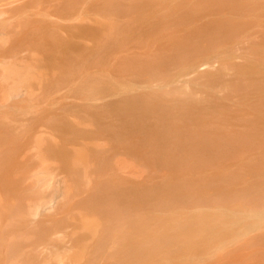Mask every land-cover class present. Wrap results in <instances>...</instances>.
Returning a JSON list of instances; mask_svg holds the SVG:
<instances>
[{
	"label": "bare ground",
	"instance_id": "obj_1",
	"mask_svg": "<svg viewBox=\"0 0 264 264\" xmlns=\"http://www.w3.org/2000/svg\"><path fill=\"white\" fill-rule=\"evenodd\" d=\"M87 1L0 0V143L21 138L19 130L25 125V115H34L37 107V99L25 98L23 88L35 83L29 87L33 90H29L28 96L36 98L38 83L43 78L50 79L54 85L58 82L56 79L58 83L67 82L73 94L80 89L77 93L83 91V95H89L84 93V86L97 79L103 101L97 107L100 111L92 121L79 118L77 122L76 118L73 124L79 130L70 134L78 137L84 133L81 127H94L95 132L106 134L110 141L129 143L131 146L124 147L125 150H146L145 156L152 159V166L159 173L181 168L176 163L183 162L185 157H229V143H264V0H97L88 4ZM89 6H96L100 15L96 12L94 17L106 22L104 25L98 19L102 29L100 24L98 29L94 28L98 22L93 21L94 17L85 18L88 8L89 12L96 9ZM42 16L43 19L37 18ZM83 19L93 21V26L87 29L96 31L95 39L90 35L86 39L80 29L78 32L73 29L76 34L69 30L74 21ZM83 23L87 27L90 22ZM57 31L59 35L55 34ZM88 42L94 45L89 46ZM89 66L95 68L91 71H99L94 74L96 79L85 75ZM90 102L93 106L97 101ZM32 120L36 119H29ZM96 136L94 133L92 138L98 139ZM31 140L38 144L44 142L39 136ZM94 143L90 150L77 151L79 160L75 165L83 166L82 175L73 177L76 181L72 185L55 180L48 168L39 169L35 174L39 192L51 190L59 211L73 201L76 183L84 180L89 183L93 176L99 175L104 182L89 202L98 203L105 196H111L114 184L104 172L109 161L103 156L101 145ZM179 150H182L180 155ZM90 158L96 166L90 165ZM125 168L124 165L116 170L121 172ZM221 175L217 174L209 183L199 180L200 190L207 185L212 189H229L228 174ZM181 187L184 194L177 193L170 200L148 204L152 211L161 210L165 215L156 216L158 212L140 215L134 212V205L122 203L106 209L108 220L103 230L96 221H84L81 230L87 235L83 236V248L88 247L85 243L88 236L99 235L91 252L99 258L116 256L115 264H124L128 254L123 247L125 241L130 246L136 233L149 232L151 238L158 236L157 228H150L153 225L149 219L165 224L174 220L178 205L197 202L192 187ZM249 194L248 190L239 195L243 199ZM241 198H228L215 206L197 202V209L225 218L228 226L234 218V226L241 220V214L229 213V207L239 210L234 202ZM45 201L41 200L30 215L36 217L48 208ZM46 217L48 224L58 223L55 215ZM229 217L232 218L229 220ZM258 227L255 225L252 229ZM161 232L163 235L164 230ZM193 233L196 239H204L197 225ZM129 250L133 251L130 247Z\"/></svg>",
	"mask_w": 264,
	"mask_h": 264
},
{
	"label": "rangeland",
	"instance_id": "obj_2",
	"mask_svg": "<svg viewBox=\"0 0 264 264\" xmlns=\"http://www.w3.org/2000/svg\"><path fill=\"white\" fill-rule=\"evenodd\" d=\"M89 1L94 3L99 0ZM100 3L102 4L101 1ZM92 8L96 9L93 11L90 9L91 12H89L88 8L85 18L94 19V16H97L95 15L96 12L98 13L97 7ZM101 15L103 16V13ZM37 18L43 19V16ZM84 19L74 21L71 29H68L74 31L75 34L76 31L78 32L77 29H80L83 32L80 30L79 32L94 38L95 30L87 28L93 26V21L99 19L102 23L103 20L97 19V17L92 22L89 19ZM106 19H109L108 16ZM99 20L96 22L97 26L94 22V28L98 29V24H100L102 29V24H106V22L101 24ZM83 21L87 24L90 22L89 26L85 27ZM86 29L87 31H85ZM58 32L55 34L59 35ZM87 37L86 39H89ZM55 41L53 40V42ZM90 41L92 40L90 39ZM91 45L94 44L90 43L89 46ZM60 63L56 65H60ZM94 67L89 66L85 74L92 79L96 76L94 74L99 72L98 68L97 72H94ZM92 68L94 71H91ZM97 76L99 77V73ZM43 79H45L43 82L38 83L36 98L32 95L28 96L29 90H33L29 87L35 83L32 85L29 83V87L23 88L26 91L25 98L28 100L37 99V107L34 115L30 113L25 115V125L19 130L22 140L20 138L8 143H0V264H115L118 257L99 258L91 252L99 235L88 236L85 241L86 247H88L83 248V236L87 235L81 230L83 222L96 221L103 230L108 220L106 209L122 203L123 205L131 203L134 205V212L140 215H151L153 212H158L155 214L156 216L165 215L161 210L152 211L148 204L158 200H170L177 193L184 194L185 191L181 185L192 187L193 198L201 204L208 203L210 206L223 203L222 201L228 198L229 200L232 197L241 198L242 196L239 194H244L248 190L250 194L234 202L239 210L229 207V213L241 214V220L234 226H232L234 218L231 222L229 221L228 226L225 218L214 216L216 214L203 209L198 210L199 203L193 201L191 202L193 204L190 203V205H178L175 208L177 215L174 220L166 221L165 224L163 222L161 225L158 221L149 219L153 225L149 224L151 226L149 227L157 228L158 236L151 238L150 235L148 236L149 232L146 234L136 233L135 241L131 240L130 246L125 241L123 247L126 248L128 254L124 257V264H264V143H229V157L221 159H217L213 155L200 156V158L185 157L183 162L176 163L180 164L181 168L173 171L164 170L159 173L152 166V159L145 156L146 150H125L124 147L131 146L129 143L110 141L106 134L95 132L94 127H81L80 130L84 133L78 137H73L72 133L70 134V131L77 132L78 126L73 124L76 118V121L79 118L92 121L94 114L100 111L97 107H101L103 101L99 89L100 83L96 78V81L93 80L94 83L91 79L92 83H87L88 86L85 83L87 87L84 86V93L87 92L89 95H83V91L77 93L80 89L75 90L82 78L74 89L76 95L72 93L73 89L71 90L72 87H69L70 84H66L67 82L58 83L59 80L56 79L58 82L54 85L49 78V81L46 80L47 78ZM85 79V76L84 81L88 77ZM73 84L76 85V83ZM52 88L53 90H51ZM200 94L203 96L201 92ZM90 101L97 102L92 106L93 103ZM32 117L36 120L29 121ZM94 133H97L96 138L98 137V139L92 138ZM33 136H39L40 140L42 138L44 142L32 143ZM94 142L101 145V152L109 161L104 167V172L107 174L108 181L114 184L111 196H105L98 203L91 204L89 202L88 199L97 190L100 192L104 182V179H101L99 175L98 177L93 176L90 177L89 183L85 180L80 184L76 183L77 191L71 196V199L74 198L73 201L66 209L59 211L58 203L51 190L39 192L40 185L35 174L39 169L48 168L55 180L72 185V181H76L73 177L82 175L83 166L78 168L75 165L76 160H79L77 151L92 149ZM180 152L182 150L178 151L179 155ZM167 157L172 160L170 155ZM45 162L46 164H44ZM89 162L92 167L96 166L94 159L90 158ZM118 163L121 164L120 166H126L121 172L116 170L120 167ZM108 165H111L109 170ZM217 174H222L221 176L228 174L229 189H212L207 185L203 190H200L199 180H208L209 183ZM176 183L181 184L180 187ZM116 185L120 189L116 190ZM186 192L190 193V191ZM130 193L132 195H129ZM44 199H46L45 202H48L45 205L48 208H44L36 217L33 214L30 215L34 207ZM177 209H179L178 212ZM46 215H55L58 217V223L48 224ZM85 218L86 220H84ZM231 218L229 217V220ZM30 219H33V222H30ZM196 225L200 227L201 236L204 237L202 240L195 238L193 231ZM255 225H259V227L254 230L252 228ZM249 229L251 232H247ZM163 230L164 234L161 235ZM240 231H246V233H240ZM137 238L141 240L138 241ZM129 247L133 251H130ZM122 250L124 252V249Z\"/></svg>",
	"mask_w": 264,
	"mask_h": 264
}]
</instances>
